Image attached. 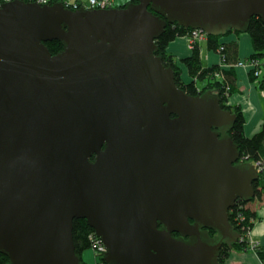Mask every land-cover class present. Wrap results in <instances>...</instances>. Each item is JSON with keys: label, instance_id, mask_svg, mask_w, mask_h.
Returning a JSON list of instances; mask_svg holds the SVG:
<instances>
[{"label": "water", "instance_id": "water-1", "mask_svg": "<svg viewBox=\"0 0 264 264\" xmlns=\"http://www.w3.org/2000/svg\"><path fill=\"white\" fill-rule=\"evenodd\" d=\"M251 16L264 22V0L0 3L7 264H81L74 218L100 237L105 264H220L240 237L228 211L255 196L259 169L229 136L236 114L212 90L180 89L154 40L173 22L246 32Z\"/></svg>", "mask_w": 264, "mask_h": 264}, {"label": "trees", "instance_id": "trees-1", "mask_svg": "<svg viewBox=\"0 0 264 264\" xmlns=\"http://www.w3.org/2000/svg\"><path fill=\"white\" fill-rule=\"evenodd\" d=\"M131 1L136 2V0H129V2ZM53 2H58V0H48L49 4H53ZM249 21L246 33L251 38L253 52L246 61L256 59L259 62V68L256 66L249 70V75L257 79L260 75L257 76L254 72L258 71V69L260 72L262 65H264V22L256 16H251ZM193 32L194 30L192 28L186 26L183 27L176 24V22L166 23L163 32L154 40L155 47H157L155 54L162 58V63L164 65L173 68L175 83L180 89L184 90L185 93L198 95L209 90L218 93L220 107L228 109L231 113L233 112L236 114L235 122L228 131L232 141L238 145V151L240 152L241 157L250 162H258L259 167L261 168L259 171V177L252 183L255 190V196L248 201L238 198L228 211L229 222L233 229L240 233V237L237 239V242L232 244L231 248L227 245H222L219 248L218 262H220V264H226L225 261L232 251H249L250 248L248 234L253 225L255 214L254 211L248 206L246 207V205L248 202L261 199L264 194V173L262 172V167L264 166V120L252 136H246L243 130L244 119L242 110L236 104H228V96L234 91L233 89H235L232 68L240 62L236 54L238 46L235 41L221 42L220 38L223 37L222 35L214 36L207 34L204 37L207 49L217 52L220 55L219 64L208 67L203 66L202 64L199 41L196 40L190 42V54L182 60L187 68L188 77L190 79L186 82L181 78V69L176 63L174 57L167 52L166 45L177 36L187 35L191 39ZM229 33H236L239 35V33L242 32L238 33L234 30H229L226 35ZM45 44L52 54H55L62 48L61 43L57 40L48 41L45 42ZM258 86L264 92V79L258 81ZM72 225L75 252L81 258L82 252L86 248H92L94 239H99V237L95 235L93 229L87 224L85 219L74 218ZM251 250L256 253L259 260L264 264V246L257 245ZM97 253L100 262L105 264L101 257L102 253ZM8 262V257L0 252V264H7ZM81 264H85L82 258Z\"/></svg>", "mask_w": 264, "mask_h": 264}, {"label": "crops", "instance_id": "crops-1", "mask_svg": "<svg viewBox=\"0 0 264 264\" xmlns=\"http://www.w3.org/2000/svg\"><path fill=\"white\" fill-rule=\"evenodd\" d=\"M73 3L75 1L85 2L86 0H58ZM115 6L128 3L129 0H112ZM221 42L235 41L237 48V56L239 60L248 59L253 52V44L251 38L246 32L229 33L220 38ZM201 45V60L203 66L218 65L220 62V55L216 52L207 49L206 41L199 42ZM167 52H169L175 59L179 68L181 69V78L187 82L188 77L187 68L183 63V59L190 54L191 48L189 46V37L177 36L167 45ZM250 68L247 65H237L232 68L234 76V91L228 96V104H236L242 110L244 119L243 130L246 136H252L260 124L264 120V92L259 88L258 81L264 79V65L259 73L257 79L249 75ZM263 173H264V166ZM254 211L255 219L249 231V239L253 242L264 246V194L261 199L248 202L246 207ZM226 264H262L258 256L251 250L249 251H232L226 259Z\"/></svg>", "mask_w": 264, "mask_h": 264}, {"label": "built area", "instance_id": "built-area-1", "mask_svg": "<svg viewBox=\"0 0 264 264\" xmlns=\"http://www.w3.org/2000/svg\"><path fill=\"white\" fill-rule=\"evenodd\" d=\"M7 1H9V0H0V3L7 2ZM37 1L42 4V3H47L48 0H37ZM63 3L65 6H68L69 8L74 9V10L77 8H80V7H83L85 9L86 8H88V9H96V8L107 9V8L115 7L112 0H86L84 3L79 2V1H75L73 3H69V2L64 1ZM192 35L193 36L190 39V42L196 41V40L201 41V40H204V37H205V34L198 29H195ZM258 63L259 62L257 60L253 61V62L246 61V60H240V62H238L236 65H239V66L247 65L250 68L257 66L259 68ZM254 73H255V75L259 76V73H260L259 69H258V71H255ZM92 246H93L92 249L98 250L97 252L103 253L105 250V246L103 245L100 237H99V239H96V240L94 239ZM255 246H257V243L250 240L249 247L251 249H253Z\"/></svg>", "mask_w": 264, "mask_h": 264}, {"label": "rangeland", "instance_id": "rangeland-1", "mask_svg": "<svg viewBox=\"0 0 264 264\" xmlns=\"http://www.w3.org/2000/svg\"><path fill=\"white\" fill-rule=\"evenodd\" d=\"M189 46H190V39H189ZM190 48H191V46H190ZM200 53H201V45H200ZM217 53V52H216ZM218 55H219V53H217ZM252 59V58H251ZM253 61H256V59H252L251 60V62H253ZM237 66V65H236ZM250 68V67H249ZM251 69V68H250ZM244 160V159H243ZM244 161H247V160H244ZM252 163H254V164H257V166L259 167V163L258 162H252ZM259 169H261L260 167H259ZM251 240V239H250ZM257 245H259V244H257ZM249 250H251L250 248H249ZM97 249H92V248H86L83 252H82V254H81V258L83 259V262L85 263V264H103V263H101L100 262V260L98 259V253H97ZM251 251H253V250H251ZM254 252V251H253ZM255 253V252H254ZM256 254V253H255ZM262 262V261H261Z\"/></svg>", "mask_w": 264, "mask_h": 264}, {"label": "flooded vegetation", "instance_id": "flooded-vegetation-1", "mask_svg": "<svg viewBox=\"0 0 264 264\" xmlns=\"http://www.w3.org/2000/svg\"><path fill=\"white\" fill-rule=\"evenodd\" d=\"M116 7H118V6H116ZM189 39H190V38H189ZM101 148H102V147H101ZM102 149H103V148H102ZM240 156H241V155H240ZM93 158H94V154H92V156L89 158V159H91V162L94 160ZM241 158H242V157H241ZM242 159H243V158H242ZM207 230H208V232H209L210 237L215 236V233H214L212 230H209V229H207ZM173 235H174V236H178V233L174 232ZM184 238L186 239L187 237L184 236Z\"/></svg>", "mask_w": 264, "mask_h": 264}]
</instances>
